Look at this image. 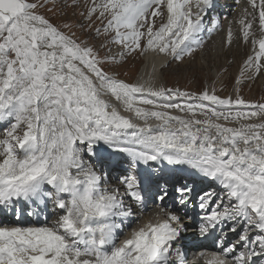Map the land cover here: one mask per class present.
Wrapping results in <instances>:
<instances>
[{
	"label": "snow or ice",
	"instance_id": "obj_1",
	"mask_svg": "<svg viewBox=\"0 0 264 264\" xmlns=\"http://www.w3.org/2000/svg\"><path fill=\"white\" fill-rule=\"evenodd\" d=\"M248 4L251 19L238 23L245 43L253 36V48L237 83L248 72V78L264 72V0ZM213 6V0H92L87 16L101 22L108 43L120 45V57L152 52L181 62L201 46ZM43 7L42 0H0V124L6 125L0 209L16 221L0 220V264H169L173 243L188 231L184 218L193 220L188 209L200 210L201 237L217 228L222 239L224 228L238 235L218 245L206 264H257L256 258L264 264V103L119 79L105 71L116 55L100 57L41 14ZM116 153L129 158L133 174L104 186ZM149 162L180 166L193 182L171 191L167 181L157 183L156 218L137 220L120 239L133 217L125 200L146 206L135 171ZM198 180L215 188L197 191ZM166 200L171 208L162 206ZM48 201L55 219L19 222L24 205Z\"/></svg>",
	"mask_w": 264,
	"mask_h": 264
},
{
	"label": "rangeland",
	"instance_id": "obj_2",
	"mask_svg": "<svg viewBox=\"0 0 264 264\" xmlns=\"http://www.w3.org/2000/svg\"><path fill=\"white\" fill-rule=\"evenodd\" d=\"M42 2L44 7L40 10L41 14L48 18L53 24L60 26L62 31L67 34L74 33V38H76L78 41H84L86 44L93 47L102 58L109 55L117 56V63H107L105 65V71L109 72L110 75H115L119 79H123L130 83H135L136 80L139 79L138 77L140 76V69L142 65L147 63V61L145 62L143 60L144 58L146 59L145 55H147V53L145 55H139L138 53L128 54L124 57H120V45L108 43L107 37L103 34L101 22L96 19L95 15H93L91 19H89L87 16L88 8L91 5L92 0H42ZM248 12L249 10L236 8L235 11H231V17L233 19L235 18L236 21L234 22L238 23L240 19L235 14H244L243 16L246 19L247 17H250L247 14ZM216 22L219 26V29L220 25L226 27L228 24L231 25L232 23L220 19H216ZM157 23H159V21H157ZM64 25H68L69 27L64 28ZM97 28H100L99 34L96 31ZM231 32L232 39L230 44L227 43L228 33L221 32L220 30L212 37L207 36L210 35V32L205 33L202 37L204 38L207 36L206 41L210 40L211 38L214 43L218 44L217 48L213 50L215 54H233L236 53V50L238 49H234L233 37L236 34H239L240 28L232 23ZM241 42L244 44L248 43H245L242 37ZM242 54L249 56V54H245L244 52L241 53V56H243ZM208 55L209 52L206 49L199 48L195 50L189 57H184L181 62L173 60L172 63L168 65L161 74L158 73L159 76L157 77V80L160 79L161 86L166 89L174 88L175 90L178 89L180 91L196 94H199L204 90L209 91V86H221L218 91L214 92L221 98L231 97L235 99L236 96L239 95L246 102L252 104L264 103V88H255V84L257 83L256 80L258 79H253V81L251 78H248L251 76V72L246 73L244 77H241L240 82L237 83V77H240L241 68L244 62L238 63L235 66L230 63L225 64L221 68V73H219L214 69L213 66L208 70L206 69L208 64L206 57ZM218 55L214 56V61L221 60V62H228L230 60L229 57L221 59V56ZM152 56L157 57L158 55L152 53ZM241 59H243V57H241ZM215 63L216 62H214L213 65L216 67L217 64ZM212 74L219 75L216 78H211L213 76ZM252 81L254 84H251ZM236 85H238V92H234ZM112 102L116 103L114 100ZM177 102L183 103V100L181 99ZM117 107H120L119 104H117ZM241 110L251 111L253 109ZM170 111H172L173 114H178L176 110ZM122 114L130 115L129 113L125 112H122ZM137 122L140 123L138 120ZM4 127H6L5 124H0V131H2Z\"/></svg>",
	"mask_w": 264,
	"mask_h": 264
},
{
	"label": "bare ground",
	"instance_id": "obj_3",
	"mask_svg": "<svg viewBox=\"0 0 264 264\" xmlns=\"http://www.w3.org/2000/svg\"><path fill=\"white\" fill-rule=\"evenodd\" d=\"M221 2H222V5L223 6H228L227 5V3H226V0H220ZM240 4L238 5V4H235L232 0L230 1V5L228 6V8L226 9V11H225V16H226V19H225V21H229V23H233L234 25H236V26H238V28H241V26L239 25V23H236V22H234V21H236V19L234 18H232L231 17V11H235L236 10V8H242V9H246V10H249V12L247 13V14H249L250 12H252L253 11V9L252 8H250L249 9V4H248V0H241L240 2H239ZM234 5H236V8H235V10H232V7L234 6ZM243 11V10H242ZM221 15V14H220ZM236 16H238L239 17V19H245L244 18V14L243 15H241V14H235ZM234 16V15H233ZM214 18H216V15L214 16ZM230 18H232V19H230ZM246 19H251V16L250 17H247ZM218 20V19H217ZM221 20V19H220ZM218 22V21H217ZM217 22H216V24H217ZM224 22V21H223ZM220 23V22H219ZM232 23H231V25L230 24H228L226 27H223V26H221L220 25V31L221 32H224V33H228L229 32V30H231V28H232ZM206 25H207V23H205L204 22V29L206 28ZM225 26V25H224ZM253 31H254V36H255V38H259L260 37V33H259V31H258V24H254V29H253ZM218 33V31H212V32H210V35H207L208 37L210 36V37H212V36H214V35H216ZM205 34V33H204ZM204 34H202L201 35V37L204 35ZM207 36L206 37H204V39L202 40V44H201V46L200 47H197L195 50H197V49H199V48H203V49H206L208 52H209V55L206 57V59H207V61H208V64H207V70L210 68V67H214V69L216 70V71H218L219 73H221V68H222V66H224L225 64H228V63H230V64H232V65H237L238 63H241V62H244L246 59H247V55H243V56H241V53L242 52H244L245 54L247 53V54H252V48H253V45H252V39H253V36H250V38H249V41H248V43L247 44H244L243 42H241V37H242V33H241V31L239 32V34H236L234 37H233V44H234V49H236V48H238L236 51V53H233V54H222V55H218V54H215V52H213V50L215 49V48H217V45L218 44H216V43H214L213 41H212V39L210 38V40H208V41H206V39H207ZM244 44V45H243ZM228 48V47H227ZM223 51H225V50H223ZM229 51V50H228ZM235 52V51H234ZM207 54V53H206ZM221 56V59H224V58H227V57H229L230 58V60L228 61V62H221V60H215L214 61V56ZM190 56V55H189ZM189 56H187V57H189ZM145 57H146V60H147V63H146V65L145 66H143L141 69H140V76L138 77L139 79L138 80H136V82H150L153 86H156V87H161V82H160V79L159 80H157V77L159 76L158 75V73H157V68L159 67V64L161 63V62H163L165 59H164V57H162V56H157V57H154V56H152V52H148L147 53V55H145ZM241 57H243V59H244V61H243V59H241ZM166 60H168V61H166ZM165 61V64H164V66L161 68V73L163 72V70L164 69H166L167 68V66L168 65H170L171 63H172V61L173 60H171V58H167ZM214 62H216L215 64H217L216 65V67L213 65L214 64ZM181 65V64H180ZM240 66V65H239ZM241 66H242V64H241ZM217 68V69H216ZM160 73V72H159ZM213 76L211 77V78H216V77H218V75H216V74H212ZM252 75V74H251ZM263 77H264V72H261L259 75H256V76H252V80L253 79H258V80H256L257 81V83L255 84V88H264V79H263ZM158 81H159V83H158ZM254 81V80H253ZM251 82V84H254V82ZM224 83V82H223ZM159 84V85H158ZM219 88H221V86H218V87H213V86H209L208 87V89H209V92L210 93H212L213 91L214 92H216V91H218L219 90ZM171 89H173V90H175L174 88H171ZM217 89V90H216ZM234 92H238V85H236V87H235V90H234ZM136 123H138L137 121H135ZM140 123H142V121H139ZM149 123H156V121H149ZM100 148H104L105 149V151L106 152H109L110 150H107L106 149V146H104V145H100ZM98 151H99V149H98ZM113 155V154H112ZM122 157H124V155L122 154L121 155ZM95 163V162H94ZM153 164H158V165H163V166H170V165H168L166 162H160V164H159V162H154ZM97 168H99V166H97ZM151 169L152 168H154V165H151V167H150ZM178 169H179V166H178ZM177 171H180V170H177ZM126 173H127V175L128 174H130V173H132V171H131V169H127L126 170ZM133 174V173H132ZM207 189V188H206Z\"/></svg>",
	"mask_w": 264,
	"mask_h": 264
}]
</instances>
